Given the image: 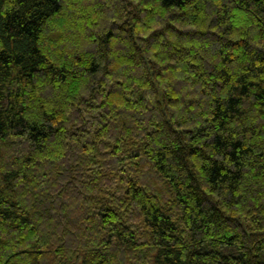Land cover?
I'll return each instance as SVG.
<instances>
[{
	"label": "trees",
	"instance_id": "1",
	"mask_svg": "<svg viewBox=\"0 0 264 264\" xmlns=\"http://www.w3.org/2000/svg\"><path fill=\"white\" fill-rule=\"evenodd\" d=\"M0 264H264V0H0Z\"/></svg>",
	"mask_w": 264,
	"mask_h": 264
}]
</instances>
